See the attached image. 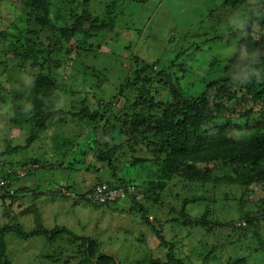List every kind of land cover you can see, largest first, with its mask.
<instances>
[{
    "label": "rangeland",
    "instance_id": "374dc122",
    "mask_svg": "<svg viewBox=\"0 0 264 264\" xmlns=\"http://www.w3.org/2000/svg\"><path fill=\"white\" fill-rule=\"evenodd\" d=\"M25 1L0 0V31L8 33L0 34V149L6 147V139L10 142L19 139L20 145L25 144L29 130L24 127L28 124L21 127L12 123V118L16 108L29 106L26 99L30 96L31 78L39 73L48 74L47 55L39 49L59 43L58 29L66 25L72 27L76 18L85 17V29L89 28V21L95 22L92 27L97 34L86 42L79 35L63 39L67 54L59 57L60 65L52 63L51 66L52 87L56 88L51 107L69 109L86 98L91 107L97 109L107 101L115 103L116 111L125 119H131L136 112L158 117L173 113L172 109L154 110L143 103L150 98L157 103H181V99L173 97L170 88H178L190 96L203 93L207 84L219 77L241 50V40L231 37L233 31L243 29L251 17L255 19L254 15L261 12L243 3L231 6L227 0H69L71 8L64 0H54L50 2L53 10L49 17L53 24L51 29H46ZM259 1L248 0L250 5ZM258 27L259 24L254 23L252 28L256 39L260 37L256 32ZM142 68L145 72L141 74L139 85L132 84L133 73ZM129 83L132 85L127 86ZM243 123L250 126L249 131L264 124V101L254 102L251 115ZM102 124L103 121L98 120L90 127L94 136L98 135L100 141L107 143L114 138L110 139V133L105 135L101 131ZM80 126L68 115L53 117L41 131L42 139L31 146L36 150L33 157L56 156L55 140L66 133L81 135L79 131L86 127L90 130L88 123ZM249 134L240 135L245 138ZM85 139L80 143L85 144ZM133 144L135 148L121 146L114 150L112 166L108 158L99 161L100 155L91 152L88 157H81L75 172H62L55 182L48 184L43 179L26 177V165H19L14 157L2 159L3 167L10 169L9 172L19 171V179L14 180L13 187L26 189V192L15 200L4 198L0 202V228L10 225L32 232L39 225V228L50 229L67 227L87 239V242L80 238L65 243L68 236L65 233L51 244L44 236L23 238L14 234L9 238L6 235L8 243L9 239L13 240L6 258L12 264H80L82 260L105 264L109 257L119 264H148L157 259L165 262L168 249L161 245L151 226L142 225L139 214L132 210L134 204L142 202L150 208L151 219L159 209L161 223L156 224L157 227L175 243L176 254L187 264H264V213L257 214L260 218L252 229H235L228 224L239 215L236 205H240L241 191L228 186L223 176L216 177L203 189L194 184L192 192L201 191L205 199L200 205H189L185 211L191 218L208 221L210 226L171 221L178 213L170 209L181 207V200L174 197L178 192L177 184L181 182L179 178L157 194L158 201L154 200L155 193L151 200L142 199L144 194L138 186L121 203L100 205L82 198L101 181L119 183L121 178H129L136 184L140 182L144 177L139 176L143 164L137 158L147 157V161H153L157 157L153 153L156 146H148L145 141L140 143L139 137L133 138ZM61 150L66 151V148L63 146ZM31 153L30 150L25 155ZM65 158L70 163L69 158ZM64 179L68 182H63ZM66 187L71 195L63 194L61 189ZM187 187L190 184L186 182L179 186L182 196L189 194ZM250 189L248 205H253L249 210H257L255 203L264 197V185L254 182ZM205 208L208 213L204 215ZM152 221L156 223L155 219ZM246 240L257 244L253 250L248 248V253L242 246ZM60 247L64 250L57 261L44 256ZM237 247L240 252L236 255L233 250ZM45 248L51 250L42 252ZM210 251L212 257L205 262L202 259L210 255Z\"/></svg>",
    "mask_w": 264,
    "mask_h": 264
},
{
    "label": "trees",
    "instance_id": "16d2710c",
    "mask_svg": "<svg viewBox=\"0 0 264 264\" xmlns=\"http://www.w3.org/2000/svg\"><path fill=\"white\" fill-rule=\"evenodd\" d=\"M52 1L54 0L25 1L32 8V12L39 24L46 29H51V24H53V21L49 20L53 10L50 3ZM64 1L71 8L69 0ZM227 1L231 6L243 3L248 7L258 8L257 11H261L259 15H254L255 19L251 17L245 23V29L233 31L231 34V37L241 40V50L243 48V52L241 50L237 52L235 58L230 61L228 68L219 77L210 81L203 93L197 96H190L185 95L178 88H170L173 97L181 99V103H157L153 98L146 99L143 102L144 105L154 110L159 107L174 110L170 115L165 114L162 117H158L155 114L145 116L141 112H136L130 117L131 119H125L124 116L116 111L117 107L113 106L115 103L102 100L104 102L103 107L99 106L94 109L86 98L69 109L53 110L51 104L54 100V90L56 88L55 86L52 87L53 81L50 75H53V71L51 66L52 63H59L60 65L61 58L65 57V55H62V53H66L62 43L63 39L79 35L86 42V39L93 38L97 34V30L92 27L95 22L89 21V28H84V16L76 18L72 27L67 25L60 27L58 29L60 33L59 43L48 44L44 48L39 49L41 53L47 55L48 67L46 69L48 74L39 73L31 78L30 91H28L30 96L26 99L29 102V106L15 109L16 113L14 118H12V123H17L21 127L28 124L24 128L28 127L29 133L27 130L26 133L28 134L24 145H20L21 140L19 141V139L10 142L5 138L6 147L0 149V181H8L10 186L13 187L14 180L19 179V171L9 172L8 170L10 169L7 170L3 167L2 159L14 157L19 165H26L24 167L26 177L29 176L35 180L43 179L48 184L55 182L56 177L62 172L70 174L72 171L75 172L76 165L81 160V157L86 158L91 152L100 155L99 161H105L108 158L109 164L112 166L113 158L115 157L114 150L121 146L133 148V138L139 137L140 143L145 141L148 146L155 144L156 148L153 153L157 157L153 161H147V157L137 158V161L143 164L142 169L139 170V176H144L138 184L129 178L127 180L121 178L119 183L110 181L112 188L124 186L127 183L136 184L142 194H144L142 199L148 198L151 200L155 193L154 200L158 201L157 194L163 193L168 183H172L179 178L181 182L177 184L178 192L174 194V197L181 200V207L178 210L170 209V212L178 213L171 221H181L189 226H210L208 221L202 222L201 219L191 218L185 211L189 205H200L205 199V196L201 195V191L192 192L194 184H199L203 189L205 185L214 181L216 177L223 176L228 186L230 185L231 188L241 191L240 200H238L240 205H236L239 215L230 220L228 224L235 229H252L260 218L257 217V214L264 213V197L258 200V203H255L257 210H249L253 204L248 205L252 184L261 182L264 185V124H259L255 131H249L250 126H245L243 122L245 118L251 115V111L254 109V102L264 101V0H260L256 5H250L248 0ZM254 23L259 24L256 32L260 34V37L257 39L254 37L255 31L252 29ZM0 34L5 36L8 33L0 31ZM81 48L84 49L85 47ZM87 48L90 49L92 47ZM243 53H245V56ZM150 67L152 68V66ZM144 72L145 68L135 71L132 84L139 85L141 74ZM146 78L147 76L144 80ZM132 84L129 83L127 86ZM66 115L72 118L76 125L81 124V126L88 123L90 127L98 120H102L101 131L105 135L110 133V139H114L109 140L108 144L102 142L98 135L94 136L92 134L93 128L90 127V130H88L86 127L79 131L81 135L66 133L67 135H64L61 139L57 138L54 143L56 156H49V158L33 157L36 154V150L33 151L34 147L31 146L42 139L41 131L47 128L48 121L53 117ZM62 121L64 122L63 118ZM246 132L250 133L249 136L242 137ZM82 136L84 137L82 138ZM84 138H86L85 144H81L80 141ZM63 146L66 151L61 150ZM76 148L78 151L75 150ZM30 150L32 153L25 155ZM66 156L69 158L70 163L66 161ZM25 158L27 159L24 160ZM27 166L35 167L29 169ZM65 181L68 182L67 179L63 180V182ZM185 182L190 184V187H187L189 194L182 196L179 193V186ZM237 184L241 185V188ZM13 189L14 193L0 198V202L4 198L15 200L20 194L22 195L26 192V189L19 190L14 187ZM68 189L69 187H66L61 190L65 195V192L71 194ZM82 196L84 197V195ZM132 199L135 198L131 197ZM121 201L122 198L117 199L113 203H121ZM161 204L163 206V202ZM132 210L139 214L142 225L151 226L161 245L168 249V258L165 262L157 259L148 264H187L183 257L176 254L175 243L168 240L162 230L157 227L158 223H161V217L157 213L159 209L154 212L155 215H152V219L149 215L150 208L142 202L134 204ZM207 210L205 208L204 215L208 213ZM154 219L156 223L152 221ZM38 228L32 232L10 225L0 228V264H12L6 256H8L9 246L13 243V240L9 239L8 243L6 235L9 238L15 236L14 234H18L23 238L44 236L52 244L66 233L68 236L65 243L74 242V240H79L80 238L87 242L86 238L79 237L74 230L67 227ZM246 241L242 245L245 253L248 248L253 250L257 245L248 240ZM258 242H261V240L259 239ZM50 250V248H45L42 252ZM62 250L64 248L60 247L58 250H52L53 254L46 253L44 256L48 260L57 261L61 257L60 253L62 254ZM239 252L240 248L238 247L233 250V254L237 255ZM212 254L213 252L210 251V255H206L205 259L202 260H205V262L209 261ZM255 254L258 255L257 252ZM222 255L225 257L224 251H222ZM226 256L230 258L231 254L226 253ZM108 259L109 261L105 262V264H119L111 257ZM3 261L5 262L3 263ZM123 261L130 262L128 260ZM80 264L95 263L89 260H82Z\"/></svg>",
    "mask_w": 264,
    "mask_h": 264
},
{
    "label": "clouds",
    "instance_id": "9594fccd",
    "mask_svg": "<svg viewBox=\"0 0 264 264\" xmlns=\"http://www.w3.org/2000/svg\"><path fill=\"white\" fill-rule=\"evenodd\" d=\"M99 186H106V192L110 193V192H116L117 196L114 199H106L104 201H101V199L99 197H97L96 195V190ZM116 186V185H115ZM137 186L136 184H130L127 183L124 186H116V188H112V183H110V181H101L98 183L97 186H95L94 188H92L91 190H89V193H84V199L85 200H89L92 201L94 203L100 204V205H105L107 203H113L114 201H116L117 199H124L127 195L132 194V192L134 191V187ZM66 195H71L68 192H65ZM190 217V216H189Z\"/></svg>",
    "mask_w": 264,
    "mask_h": 264
},
{
    "label": "built area",
    "instance_id": "2783aa9c",
    "mask_svg": "<svg viewBox=\"0 0 264 264\" xmlns=\"http://www.w3.org/2000/svg\"><path fill=\"white\" fill-rule=\"evenodd\" d=\"M14 189L12 186H10V183L8 181H0V198L4 197L5 195L13 194ZM96 195L101 199V201H104L106 199H114L117 196V193L106 192V186H99L96 190Z\"/></svg>",
    "mask_w": 264,
    "mask_h": 264
},
{
    "label": "bare ground",
    "instance_id": "6f19581e",
    "mask_svg": "<svg viewBox=\"0 0 264 264\" xmlns=\"http://www.w3.org/2000/svg\"><path fill=\"white\" fill-rule=\"evenodd\" d=\"M130 58V57H129ZM257 58V57H256ZM234 59V58H233ZM237 61V60H236ZM210 65H211V63H210ZM17 222V221H16Z\"/></svg>",
    "mask_w": 264,
    "mask_h": 264
}]
</instances>
